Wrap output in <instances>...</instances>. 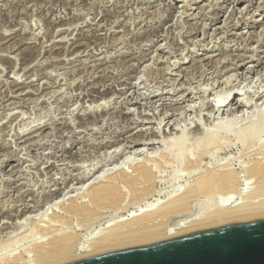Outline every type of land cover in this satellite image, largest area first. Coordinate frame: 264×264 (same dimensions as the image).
<instances>
[{
	"label": "rangeland",
	"instance_id": "rangeland-1",
	"mask_svg": "<svg viewBox=\"0 0 264 264\" xmlns=\"http://www.w3.org/2000/svg\"><path fill=\"white\" fill-rule=\"evenodd\" d=\"M226 92L249 103L220 108ZM261 118L264 0H0V252L23 250L38 219L131 159L165 163L164 198L188 180L185 165L202 133L236 139ZM245 137L230 147L223 140L215 156L243 169V178ZM244 192L229 200L244 203ZM139 204L119 217L138 213ZM192 204L187 218L212 208L206 197Z\"/></svg>",
	"mask_w": 264,
	"mask_h": 264
},
{
	"label": "bare ground",
	"instance_id": "bare-ground-1",
	"mask_svg": "<svg viewBox=\"0 0 264 264\" xmlns=\"http://www.w3.org/2000/svg\"><path fill=\"white\" fill-rule=\"evenodd\" d=\"M250 58L254 59L251 56ZM228 97L229 93H227L224 99L220 100L216 105L220 108L223 105H232L234 106V110H239L249 103L247 100L244 101L241 97L238 100H235V97L228 100ZM256 124L253 123L250 125V127H248L249 129L246 127L248 130L244 129V131L247 130V135H245L243 131V135L240 134L236 139H231L228 134L220 135V132L216 133L208 131L202 133L203 136H201L198 141L200 142L201 147H198L199 144L196 143V150L199 148V151H197L198 153L195 152L197 154H194L196 155L194 158H189L187 159L188 161L186 160L185 171H187L186 177L188 176V180L186 179L181 186L177 185L178 187L174 186L170 190H167V196L165 195L164 198L160 197L159 193L162 190L158 189V185L163 179V175L161 174L162 170L165 169V166L163 167V164H165L163 161V163H161L157 159L150 157L142 160L139 159L137 161L131 159V161L126 163L128 166L124 165V167L121 168H118L117 166V169L115 170H109L110 172L101 175L99 174L96 176L97 178L94 180L92 179L93 181L88 186L86 185L87 187L82 185V187L86 188L83 192L80 191L83 189L80 187V190L79 188L78 190L81 193L76 190L78 192H75L77 195H72L69 198L67 197L68 195H66L68 199L64 201L61 199L63 204L61 210L55 208L58 211L50 214L47 213V216L49 215L48 219H43L44 221L38 219L35 223L37 230L35 231L34 229L31 238L29 239L30 243H27L28 245L26 244L23 250L18 249L20 248L18 247L17 249H9L10 251L8 250V252H0V264H63L192 231L263 218L264 148L258 147V141L261 136L260 133L264 130V120L262 119L258 126ZM241 136L248 137V143L245 144L246 148L242 150L243 154L248 152L247 155L249 156L246 161L248 164V168H246V178H243L244 176L242 174L245 171L243 169H238L234 166L233 162L227 159L228 162L219 163L218 159L215 158L217 152H220L217 151V148L220 150L222 146H226L225 144H222L223 140H229L230 142L227 145L230 147L237 141L241 140ZM150 138L152 137L150 136ZM162 139H164V137ZM187 139L189 140V138ZM172 141H174V146L178 145L174 138ZM178 141H180V139ZM182 141H185L186 143L188 142L186 138L185 140L182 139ZM194 144L195 143H192V147ZM185 146L183 145V152H185ZM180 148H182V145L180 147L177 146L176 155H178V149ZM170 150L172 149L168 148V153L171 152ZM163 157L167 161L169 158L167 152ZM215 160L218 163H216ZM154 161L155 163L152 165V162ZM156 163L159 165V168H157L158 170L154 167ZM180 165H182V163ZM180 168L176 169L180 170ZM177 170L174 169L171 172L172 175L170 176V179L177 181L176 177L179 174V171ZM245 180H247L246 183ZM253 180L254 182H252ZM87 183H89V181ZM72 191L73 190H71V192ZM241 191H245L244 193L247 194V196L244 194V203L236 204V201L229 200L234 193L236 194V192L239 193ZM173 192L176 194L174 193L175 195H171ZM200 197H206L212 201L211 210L206 214L201 213L199 216H196L198 214L195 216L192 214V216L187 218L186 215L191 214L194 209L195 204H192L193 201ZM232 197H234V195ZM150 199H153V201H150ZM228 201H230V204H228ZM231 201H234L236 205H233V203L231 204ZM129 203L132 205L140 203L138 206L139 208L137 207L140 210H136L138 213L135 214L133 211V214L130 213L132 215L129 214L128 217H126L127 215L125 217L123 216V218L119 217L120 211H123ZM30 212L32 211L29 206L25 207L22 211L23 215ZM27 217L26 219H28ZM107 218L108 222L110 218L117 219H110V222L103 227L101 225V220ZM74 222L75 225L77 222V226L79 225L80 228H76ZM89 224L91 227L87 229L86 232L84 226ZM83 227L85 232L82 233L89 232L88 235H84L79 231Z\"/></svg>",
	"mask_w": 264,
	"mask_h": 264
},
{
	"label": "water",
	"instance_id": "water-1",
	"mask_svg": "<svg viewBox=\"0 0 264 264\" xmlns=\"http://www.w3.org/2000/svg\"><path fill=\"white\" fill-rule=\"evenodd\" d=\"M63 264H264V218L192 231Z\"/></svg>",
	"mask_w": 264,
	"mask_h": 264
}]
</instances>
